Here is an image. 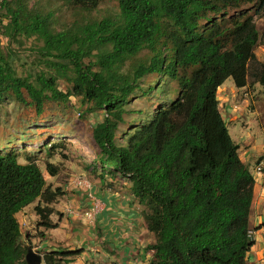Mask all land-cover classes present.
<instances>
[{"label":"trees","instance_id":"16d2710c","mask_svg":"<svg viewBox=\"0 0 264 264\" xmlns=\"http://www.w3.org/2000/svg\"><path fill=\"white\" fill-rule=\"evenodd\" d=\"M65 1L93 11L103 0ZM257 18L264 21V0H118L116 16L55 32L50 15L28 8V0H0V36L38 40V61L55 70V76H18L14 54L0 49V101L10 98L41 114L47 103L74 97L88 111H103L91 133L97 164L103 175L126 179L145 207L144 224L155 238L147 264H247L255 245L249 227L255 180L238 156L216 92L228 79L236 89L264 86V63L254 53ZM143 50L151 54L148 63L125 71ZM151 73L156 77L144 95L167 78L177 82L179 97L144 122H128L129 99ZM57 77L66 92L58 90ZM46 171L55 176L51 166ZM61 196L35 163H19L15 152L0 147V264H25L17 214L37 201L36 230L45 238L59 228L50 205ZM82 253L49 250L44 264H70Z\"/></svg>","mask_w":264,"mask_h":264},{"label":"rangeland","instance_id":"374dc122","mask_svg":"<svg viewBox=\"0 0 264 264\" xmlns=\"http://www.w3.org/2000/svg\"><path fill=\"white\" fill-rule=\"evenodd\" d=\"M253 6L248 5L247 9ZM28 8L42 15H50L51 29L62 32L108 16H116L118 0H103L93 11L80 9L65 0H28ZM2 23L5 25L7 22L3 20ZM255 26L260 40L254 53L258 62L264 63V21L255 19ZM41 46L42 43L34 38H20L19 42H10L0 36L2 52L14 54V68L18 76L35 75L38 72L55 76L54 69L38 61L36 51ZM150 56L148 50H143L125 63L124 70L130 72L138 61L148 63ZM190 72L188 69L183 75L188 76ZM155 77L153 73L143 77L140 82L142 90L130 97L128 116L125 117L128 122H144L152 116L151 112L179 97L177 82L167 78L159 79L155 88L144 95V90L146 92L148 86L153 84ZM57 86L61 92H66L68 88L61 77H57ZM216 99L229 134L238 145L240 160L256 177L257 168L261 169L259 173L263 172L264 86L251 84L248 88L236 89L232 80L228 79L218 88ZM89 107L81 99L70 97L65 103H47L43 112L37 114L33 107L22 106L5 98L0 101V147L2 151L15 152L19 163H35L46 185L63 193L54 205H50L54 211L53 222L60 219L64 225L54 230L52 235L57 241L63 240L61 237L65 236V232L68 233L70 239L59 246L83 251L70 264H147L152 255L147 247L155 242V238L144 224L145 207L134 198L129 208L133 215L127 219L126 214H121L120 207L116 206L110 212L103 207L99 198L107 190L126 195L130 184L114 187L111 183L109 185L110 175L104 174L103 177L100 165L97 164L98 150L91 139L92 129L102 122L103 111H88ZM47 166L52 167L54 177L48 175ZM77 181L88 182L91 190L77 185ZM36 202L23 209L16 218L21 228L23 245L39 254L44 264V255L55 246L50 245L51 240L47 239L46 234L50 231L44 233L45 238L39 237V231L36 230L38 218L34 211ZM262 215V210L255 204L249 216L250 234L255 245L247 254V264H264V227L259 229L264 224Z\"/></svg>","mask_w":264,"mask_h":264},{"label":"crops","instance_id":"0c3cea01","mask_svg":"<svg viewBox=\"0 0 264 264\" xmlns=\"http://www.w3.org/2000/svg\"><path fill=\"white\" fill-rule=\"evenodd\" d=\"M261 165L263 167V172L258 173V174L256 173V177L254 176L255 185H254V189H253V200H252L251 210H252V208H254L255 204H258V208L261 209L263 214H264V160L262 161ZM103 177H105V176L103 175ZM108 182H109V185L111 183V185H114V187H118L121 184L124 185V184L128 183L126 179L119 178V177H112L111 175H110V179L108 178ZM103 183L108 184V183H106V181H103ZM119 189H120V187H119ZM125 192L126 191H123V193H125ZM119 195H121V194H118L117 191L113 192V191L107 190V192L104 194V196L99 197V198L103 202V207H106V209H109L108 211L112 212L116 209L115 207L118 206V207H120L121 214H126L127 219H128L131 217V215H133V213L131 212V210L129 208L131 206V202L135 201L134 197L131 195L130 190L128 191V193L126 195H121V196H119ZM51 205H54V203ZM134 206L136 207V205H134ZM263 217H264V215L261 216L262 222H264ZM51 220L53 221L52 216H51ZM63 226H64L63 223H61V221H60L59 228H61ZM53 231L54 230L50 231L49 233L47 232L48 234H46L47 239L51 240L50 245L55 246V247H52L50 250H73L71 248H66L67 246H65V248H64V246H59L61 243H65L67 241V239L68 240L70 239L69 238L70 236L68 233L65 232V236L61 237V239H63V240H57L58 241L57 242V241H55V238L52 235ZM51 237L53 240L51 239ZM55 242L58 244H54ZM58 247H62L63 249H60Z\"/></svg>","mask_w":264,"mask_h":264},{"label":"water","instance_id":"95a60500","mask_svg":"<svg viewBox=\"0 0 264 264\" xmlns=\"http://www.w3.org/2000/svg\"><path fill=\"white\" fill-rule=\"evenodd\" d=\"M24 262L25 264H42V258L29 248L24 256Z\"/></svg>","mask_w":264,"mask_h":264},{"label":"built area","instance_id":"2783aa9c","mask_svg":"<svg viewBox=\"0 0 264 264\" xmlns=\"http://www.w3.org/2000/svg\"><path fill=\"white\" fill-rule=\"evenodd\" d=\"M260 171H261V169L260 168H257L256 172L259 173ZM77 185L83 186L84 189H86L88 191L91 190V185L88 182H86V181H77ZM89 196H90V194H89ZM88 215H90V214H87V216Z\"/></svg>","mask_w":264,"mask_h":264}]
</instances>
